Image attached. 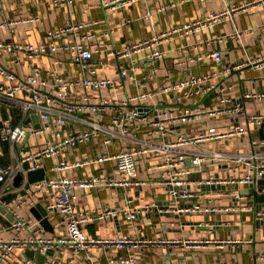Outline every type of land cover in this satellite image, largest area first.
Segmentation results:
<instances>
[{
	"label": "built area",
	"instance_id": "obj_1",
	"mask_svg": "<svg viewBox=\"0 0 264 264\" xmlns=\"http://www.w3.org/2000/svg\"><path fill=\"white\" fill-rule=\"evenodd\" d=\"M15 1L0 0V264H37L36 254L45 256L43 264H75L77 257L81 264H98L91 253L95 248L112 252L107 264H140L136 252L152 244L183 242L194 247L209 242L88 234L85 226L93 220L122 213L137 221L155 204L135 207L130 200L131 205L120 210L82 213L76 201L78 193L87 189L156 184L168 195L163 211L189 219L199 213L251 211L256 220L264 221V208L255 209L252 198L240 190L264 181V139L257 133L264 114L247 115L244 104L245 99L264 101V91H245L240 98L227 94L233 89L227 78L246 66L264 68V54L231 64L216 46L226 36L240 38L252 30H234L209 41L179 45L176 68L205 62L210 67L155 86L160 63L166 58L163 45L264 6V0L239 5L221 0L223 7L203 18L120 47L102 40L110 30H94L104 18L78 21L70 10L68 18L47 30L42 40H23L18 28L39 17L6 16L2 6ZM75 1L53 3L71 6ZM99 1L104 12L111 13L144 0ZM176 5L172 2L158 10ZM151 16L148 8L142 18ZM201 46L207 49L201 51ZM58 54L67 60V74L38 66L42 56ZM26 67L29 72L24 71ZM213 93L215 102L203 104L202 99ZM229 140H234L232 150L220 147ZM88 142L97 148L95 154H77ZM143 160L147 161L144 176L140 170ZM103 163L113 164L111 173L82 178L67 173ZM38 169L44 170V177L31 182L28 173ZM223 197L238 204H220ZM52 214L59 216L56 223L62 232L58 236L48 235L42 225ZM27 250L35 253L34 258L27 256ZM163 264L181 262L166 256Z\"/></svg>",
	"mask_w": 264,
	"mask_h": 264
},
{
	"label": "crops",
	"instance_id": "obj_2",
	"mask_svg": "<svg viewBox=\"0 0 264 264\" xmlns=\"http://www.w3.org/2000/svg\"><path fill=\"white\" fill-rule=\"evenodd\" d=\"M228 5H239L251 0H225ZM177 3L174 7H168L162 11L158 8L170 3ZM221 0H206L203 3L191 0H144L132 6L105 13L99 0H76L71 6H56L53 0H16L5 3L2 6L6 16L22 14L25 16L37 15L39 20L35 23L22 24L18 31L23 40L36 43L43 39L47 30L58 27L66 18L69 10L75 12L74 19H101L105 22L96 25L94 30L102 33L110 30L103 41L112 42L115 47H120L127 42L150 37L154 33L179 26L184 22L203 18L210 12L223 7ZM150 9L152 16L149 20L142 18L146 9ZM85 9H88L85 11ZM252 30L240 38L225 37L222 42L216 44L221 48L226 63L243 61L247 57H257L264 54V6L250 8L238 13L234 18L196 31L193 34L179 36L169 44L163 45L166 50V58L160 63L158 81L155 86L165 79H179L187 73H198L210 67V62L201 65L188 66L179 69L174 66L177 58L175 49L183 44L193 41H205L217 36H224L234 30ZM212 44L209 48H213ZM201 51L206 47H200ZM38 66L44 69H52L68 73L67 60L61 55L42 56L38 60ZM74 69H78L76 65ZM26 67L24 71L29 72ZM111 74V73H110ZM113 76V74H111ZM233 89L227 94L240 98L245 91H264V68L255 69L250 66L234 71L227 78ZM216 100V94H210L202 99V103L210 105ZM246 114H264V101L256 103L244 100ZM256 133V132H255ZM257 133L264 139V123L257 128ZM234 140H229L224 146L226 150H232ZM97 149V148H96ZM96 149L92 142L80 147L77 154H95ZM75 154V156H77ZM147 161L140 162L141 175H145ZM113 164L103 163L81 167L74 171H68L69 175L86 177L100 172L111 173ZM217 189V188H215ZM226 190H237L227 188ZM241 192L252 198L255 209L264 208V181H260L253 187H241ZM139 206L142 204H155L149 213H143L137 221L128 220L122 213L114 215L106 220H93L86 224L85 231L91 235L112 237L115 235L137 236L142 239L167 237L172 239H204L208 243L192 247L189 244L179 242L176 244H152L137 251L140 264H163L164 257L177 259L181 264H264V221L254 218L251 211L195 214L192 219L186 215H178L171 211H163L168 207V195L163 186L150 184L143 188H103L87 189L78 193L76 207L82 213L99 212V209L110 208L120 210L124 206ZM220 204H238L230 197L218 200ZM59 220L57 214L47 218L49 228L46 233L50 236H58L62 232L56 223ZM203 223L198 225V223ZM94 262L107 264L108 254L106 250L92 249ZM82 259L77 257L75 264H81Z\"/></svg>",
	"mask_w": 264,
	"mask_h": 264
},
{
	"label": "water",
	"instance_id": "obj_3",
	"mask_svg": "<svg viewBox=\"0 0 264 264\" xmlns=\"http://www.w3.org/2000/svg\"><path fill=\"white\" fill-rule=\"evenodd\" d=\"M44 177V170L43 169H38L36 171H30L28 173V179L33 182V181H37V180H41L42 178ZM20 180V176H18L15 180V183L18 184ZM43 214H44V211H43ZM42 225L45 227V228H49V222L46 220V219H43L42 221ZM52 252H48V254H51ZM26 254L28 257L30 258H34L35 256V253L31 250H27L26 251ZM36 261H37V264H43V261L45 259V256L44 255H41V254H36Z\"/></svg>",
	"mask_w": 264,
	"mask_h": 264
}]
</instances>
